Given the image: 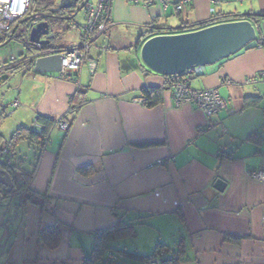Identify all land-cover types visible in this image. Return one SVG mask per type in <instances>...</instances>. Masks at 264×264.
Listing matches in <instances>:
<instances>
[{
  "label": "crops",
  "instance_id": "crops-1",
  "mask_svg": "<svg viewBox=\"0 0 264 264\" xmlns=\"http://www.w3.org/2000/svg\"><path fill=\"white\" fill-rule=\"evenodd\" d=\"M146 1L110 0L108 25L79 67L77 82L7 69L16 62L0 65V105L11 119L7 126L0 121V146L6 148L16 127L35 126L37 116L57 120L29 183L47 194L45 207L22 206L19 194L0 188V264H82L94 232L120 218L135 224V236L125 241L141 253L150 254L158 240L175 249L181 241L179 264H264V180L247 174L264 170V46L244 47L190 76L192 89L215 88L226 101L211 116L190 102L176 105L165 75L150 71L139 53L154 21L176 29L181 17L192 31L216 14L264 13V0H189L179 11L180 0ZM83 21L82 10L63 31L55 28L65 42L49 46H79ZM79 85L86 99L69 113ZM143 87H160L161 102L140 103ZM246 97L260 99L245 107ZM14 101L18 105L11 107ZM22 145L32 152L28 164L33 150L23 142L20 154ZM85 167L86 174L80 170ZM217 180L222 190L215 188ZM54 224L60 244L49 249L39 231Z\"/></svg>",
  "mask_w": 264,
  "mask_h": 264
},
{
  "label": "trees",
  "instance_id": "trees-1",
  "mask_svg": "<svg viewBox=\"0 0 264 264\" xmlns=\"http://www.w3.org/2000/svg\"><path fill=\"white\" fill-rule=\"evenodd\" d=\"M58 0H29L27 11L25 15L19 20H25L26 17H31L34 14H49L52 12V9L56 6ZM109 1L104 3L103 10L101 13V19L109 22ZM181 1V0H180ZM179 1V2H180ZM177 2L176 5L179 3ZM187 3V2H186ZM179 11L178 9H176ZM75 11H72L73 15ZM70 15V16H72ZM180 16V14H179ZM75 17L65 18L66 22L69 25H72ZM179 19L182 21L180 27L174 29L165 26H156L154 23L148 26L147 33L148 38L151 36L159 35V34H174V33H182L187 32L188 29L191 31L188 26H184L185 22L181 17ZM218 19L221 22L225 21H234V20H248L253 25L259 26L260 23L264 22V13L252 14L246 13L239 15L237 17L232 16L231 14H222L221 16L216 14L213 16L212 20L205 23L196 24L195 29H200L209 25L216 24L213 20ZM75 25H78L75 23ZM81 24L78 25V27ZM14 27V24H13ZM259 34L257 35V40L250 42L246 48H254L258 46H264V37L261 33L260 29ZM81 32V31H80ZM104 33V32H103ZM14 32H12L11 38H13ZM83 38V34L81 32V39ZM97 39V38H96ZM96 39L92 42V44L96 41ZM8 38L0 37V45L8 42ZM141 44V38L138 41L136 48H139ZM50 45H52L50 43ZM26 53L18 59H14L13 62H16V65L8 66L12 70H18L22 68H26L28 71H33L31 66V59L29 57V53L34 50L35 46L32 43L25 44ZM47 47V45H46ZM47 49L52 46H48ZM55 48V47H52ZM10 62V63H13ZM6 64V63H5ZM8 64V63H7ZM6 64V65H7ZM202 70V68H201ZM34 72V71H33ZM36 73V72H34ZM202 73L199 72H185L181 75H177L179 78H186L189 83L190 76H200ZM165 83L170 86L169 81L172 80L173 76H165ZM62 79H70L74 82H77V76H64ZM161 91L160 87H143L141 89V99L144 100V105L148 107H153L158 105L161 102ZM86 99V90L81 89L80 85L78 86L76 92L70 97L69 101V113L76 112L79 107L84 103ZM259 97H246L244 98V106H256L259 102ZM7 112L5 107L0 105V121L6 116ZM57 123V120L51 117H43L37 116L34 125L35 126H26L20 125L16 127L7 140L9 146L8 154L9 163L4 161V147L0 146V161H3L0 169L4 170L8 175H10L13 188L8 192L4 185L0 183V188L5 194H19L21 196V205L24 206L26 204H35L40 206L42 209L45 207L46 200L48 198L47 194H40L34 190H31L29 187V183L34 176L36 171L37 162L40 158L42 151L45 149L46 144L49 141V133L50 130ZM39 127V129H37ZM256 134L250 135L247 139L252 141L255 140ZM0 134V140H1ZM23 142H27L29 146H31L33 150V157L28 164L25 160V155L20 154L18 152V145ZM29 161V160H28ZM27 165V166H25ZM30 166V168H29ZM82 173H88L90 171L89 168H81ZM135 236V224L131 222H126L121 218L118 220L116 224L113 226L97 229L94 232L93 244L90 250H86L83 254L82 264H151L154 260H157V264H179L184 257V246L181 241L178 243L177 248H171L168 245L164 244L160 240L156 241L154 245V249L150 254H145L138 252L137 250H129L125 246H121L120 242L123 240L131 239ZM228 235H226L227 237ZM231 237V236H229ZM235 237V236H234ZM39 239L40 241L46 245L49 249H54L58 247L60 244V227L57 224L47 226L45 228L40 229L39 231ZM233 239H238L235 237Z\"/></svg>",
  "mask_w": 264,
  "mask_h": 264
},
{
  "label": "water",
  "instance_id": "water-1",
  "mask_svg": "<svg viewBox=\"0 0 264 264\" xmlns=\"http://www.w3.org/2000/svg\"><path fill=\"white\" fill-rule=\"evenodd\" d=\"M88 1L84 0L77 6L79 0H58V6L52 11L76 7L75 12L70 16L76 17ZM40 17L46 18L51 15L41 14ZM257 29H260L264 37V22L256 26L248 20L227 21L182 33L151 36L140 46V59L150 71L155 73L165 76L181 75L194 67L210 65L235 54L250 42L257 40L259 34ZM51 31L46 21L39 22L29 29L28 34L25 32V39L29 43L48 44L54 37ZM31 66L36 73H58L61 69V55L55 53L38 57L31 60ZM77 74L78 71H72L67 72L66 76H77ZM2 163L3 161H0V166ZM0 183L8 192L13 188L10 175L2 169H0ZM223 187V182L217 180L215 188L222 190Z\"/></svg>",
  "mask_w": 264,
  "mask_h": 264
},
{
  "label": "built area",
  "instance_id": "built-area-1",
  "mask_svg": "<svg viewBox=\"0 0 264 264\" xmlns=\"http://www.w3.org/2000/svg\"><path fill=\"white\" fill-rule=\"evenodd\" d=\"M133 3H139L141 0H128ZM163 4L166 0H160ZM189 0H181L177 5L176 9L180 10L182 5ZM108 0H98L94 4H88L84 9V21L80 25V31L83 34L81 43L77 47L73 48H47L42 49L41 44L32 43L34 53L29 57L31 60H35L38 57L48 56L55 53L61 55V69L57 74L59 78L66 76L67 72L78 71L79 67L86 59L87 54L91 48L92 42L98 38L106 29L108 23L101 19V13L103 10L104 3ZM110 2V1H109ZM151 1L148 0L145 3L149 4ZM29 0H0V37L10 39L12 32H14L13 24L21 19L28 7ZM202 67H194L187 72H199ZM5 68H0V72L4 71ZM173 75L172 80L169 81L172 98L176 105H180L185 102L193 103L195 106L200 108L207 116L217 114L221 110L227 107L226 101L219 95L215 88L195 90L192 89L187 82L186 78L176 77ZM140 103L144 104V100L141 99ZM18 101L11 103V107H16ZM58 125L62 129H67V123L58 121ZM9 146L4 149V161L9 163L10 159L8 154ZM248 176L254 180H264V170L252 169L247 172ZM151 264H157L152 262Z\"/></svg>",
  "mask_w": 264,
  "mask_h": 264
},
{
  "label": "rangeland",
  "instance_id": "rangeland-1",
  "mask_svg": "<svg viewBox=\"0 0 264 264\" xmlns=\"http://www.w3.org/2000/svg\"><path fill=\"white\" fill-rule=\"evenodd\" d=\"M93 1V0H89ZM82 12V11H81ZM81 12H79L75 18L79 17L81 18ZM54 22L52 23L54 27L59 28L62 27V31L64 30L65 27H67L69 24L66 22V20L63 19H54ZM73 27V26H72ZM71 31L76 30L74 27L70 29ZM62 32L58 31V34L55 35L54 40L52 41V45L55 47H58L59 44L64 43L66 38L61 34ZM25 41V21L19 20L14 23V36L13 38L9 39L8 42L5 44L0 45V65L2 64H9L10 62H13L14 59H18L21 56H23L26 53V46L24 44ZM9 111V110H8ZM3 120L5 121V126L7 124H10V118L8 115H6ZM2 120V121H3ZM5 137L8 138V134H4ZM6 138V139H7ZM27 145V144H26ZM26 145H22L25 147H22V154L25 155V160L30 158V155L32 152L27 149ZM128 246L129 250H135V248L131 245V243H126L125 240L120 242V245H125ZM139 252V251H138Z\"/></svg>",
  "mask_w": 264,
  "mask_h": 264
},
{
  "label": "flooded vegetation",
  "instance_id": "flooded-vegetation-1",
  "mask_svg": "<svg viewBox=\"0 0 264 264\" xmlns=\"http://www.w3.org/2000/svg\"><path fill=\"white\" fill-rule=\"evenodd\" d=\"M84 0H79V2H78V4H77V6H79L80 4H82V2H83ZM90 2L88 1L85 5H84V7H83V12H84V9H85V7L89 4ZM90 4H93V3H90ZM56 6H58V1H57V3H56ZM55 6V7H56ZM76 8V7H75ZM75 8H64V9H59V10H57V11H52L51 13H49V14H47V15H51V17H46V18H42V17H40V15L42 14V13H39L38 15L37 14H34L35 15V18H33V16L34 15H32L31 17H26V19L24 20L25 21V32H26V34H28V32H29V29L31 28V27H33L35 24H37V23H39V22H43V21H46L48 24H49V27H50V29L52 30L51 32H52V34H53V36L55 37V35H57L56 34V31H55V28L56 27H54V25L52 24L54 21V19L56 20V19H63V20H65V18L64 17H70V15H72L71 14V12L72 11H75ZM32 25V26H31ZM31 26V27H30ZM55 31V32H54ZM54 37L52 38V39H50V41H49V43L48 44H44V45H41V48L43 49V48H45L46 47V45H47V47L50 45V43L52 44V41L54 40ZM11 39V38H10ZM29 42L25 39V41H24V44H28ZM46 47V48H47ZM34 53V50L33 51H31L29 54L31 55V54H33ZM29 55V56H30ZM31 59V58H30Z\"/></svg>",
  "mask_w": 264,
  "mask_h": 264
}]
</instances>
